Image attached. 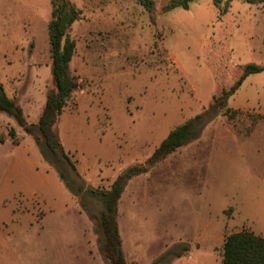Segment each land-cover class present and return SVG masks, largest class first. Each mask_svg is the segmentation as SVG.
I'll return each instance as SVG.
<instances>
[{
    "label": "rangeland",
    "instance_id": "rangeland-1",
    "mask_svg": "<svg viewBox=\"0 0 264 264\" xmlns=\"http://www.w3.org/2000/svg\"><path fill=\"white\" fill-rule=\"evenodd\" d=\"M51 1L0 0V84L28 124L55 89ZM68 1L81 12L68 32L78 87L54 130L87 187L108 189L204 115L196 139L128 183L118 204L127 264H222L229 235L264 238V72L211 111L246 66L264 64V0L171 11L152 0V12L137 0ZM0 135L10 139L0 142V264H108L95 221L35 135L5 113Z\"/></svg>",
    "mask_w": 264,
    "mask_h": 264
},
{
    "label": "trees",
    "instance_id": "trees-1",
    "mask_svg": "<svg viewBox=\"0 0 264 264\" xmlns=\"http://www.w3.org/2000/svg\"><path fill=\"white\" fill-rule=\"evenodd\" d=\"M147 11L152 12V0H137ZM196 0H171L165 11L175 8L187 9ZM233 0H227V3ZM255 3L257 0H244ZM52 18L48 26L49 44L52 59V76L55 89L46 98L45 106L37 124H28L23 110L8 97L0 84V113H5L28 135H35V143L42 159L48 163L66 187L78 199L80 206L97 225L101 235L100 251L108 264H127L122 248L118 224V204L128 183L163 162L168 156L198 137L196 124L203 114L172 130L160 143L151 157L141 165L124 169L108 189L89 188L79 174L76 162L67 154L58 139L54 127L69 99L78 87L70 74V62L75 54V43L70 39L69 29L78 21L81 12L68 0H52ZM223 0H213L219 7ZM264 72V64H250L245 67L239 81L228 91L224 90L215 98L211 108L213 114L226 107L228 99L240 88L251 74ZM229 110L225 109L224 115ZM236 112L233 111V117ZM14 136L13 130H10ZM4 137L0 135V142ZM96 213L93 209H97ZM163 260V258H161ZM155 262L159 264L161 261ZM222 264H264V238L249 231L229 235L224 242Z\"/></svg>",
    "mask_w": 264,
    "mask_h": 264
},
{
    "label": "crops",
    "instance_id": "crops-1",
    "mask_svg": "<svg viewBox=\"0 0 264 264\" xmlns=\"http://www.w3.org/2000/svg\"><path fill=\"white\" fill-rule=\"evenodd\" d=\"M3 137H4V141L3 142H6V141L10 140L8 135H5Z\"/></svg>",
    "mask_w": 264,
    "mask_h": 264
}]
</instances>
